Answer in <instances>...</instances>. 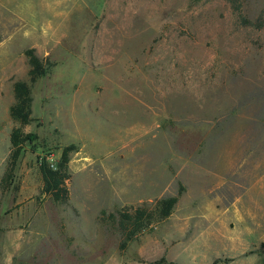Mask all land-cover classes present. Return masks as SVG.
Masks as SVG:
<instances>
[{
	"label": "rangeland",
	"instance_id": "rangeland-1",
	"mask_svg": "<svg viewBox=\"0 0 264 264\" xmlns=\"http://www.w3.org/2000/svg\"><path fill=\"white\" fill-rule=\"evenodd\" d=\"M239 3L0 0V180L11 130L36 136L0 190V238L40 252L11 264H264V0ZM27 49L46 70L31 84ZM65 147L58 203L38 167ZM167 197L166 218L121 236L118 213Z\"/></svg>",
	"mask_w": 264,
	"mask_h": 264
},
{
	"label": "trees",
	"instance_id": "trees-1",
	"mask_svg": "<svg viewBox=\"0 0 264 264\" xmlns=\"http://www.w3.org/2000/svg\"><path fill=\"white\" fill-rule=\"evenodd\" d=\"M227 2L232 11L239 13V0H224ZM240 17V16H239ZM27 65L28 83H34L38 78L42 77L46 70L41 61L34 54L33 49H27L23 52ZM13 104L9 108L10 118L17 122L19 126L28 124L30 118V90L29 85L22 81H15L12 84ZM36 138L33 133H22L19 128L11 130L9 135L10 152L7 157V167L3 177L0 180V190L6 189L11 172L21 150L22 143H30ZM69 147L62 149L58 162L52 168L44 160L38 167L40 178L42 181V192L48 194L54 202L63 203L67 198V190L65 188V180L67 179L66 165L68 162ZM176 202V197H167L160 199L151 209L147 206H141L124 210L117 214V229L125 240L132 239L136 234L145 230L152 222L160 221L166 218ZM161 258L157 264H163ZM170 264V263H167ZM213 264V263H212Z\"/></svg>",
	"mask_w": 264,
	"mask_h": 264
},
{
	"label": "crops",
	"instance_id": "crops-1",
	"mask_svg": "<svg viewBox=\"0 0 264 264\" xmlns=\"http://www.w3.org/2000/svg\"><path fill=\"white\" fill-rule=\"evenodd\" d=\"M7 241L8 244H5ZM30 241L24 240L23 235L16 233L13 238L6 234L0 238V264H11L12 258L17 257L19 254L29 249L31 253L40 252L39 248L32 247ZM29 246V248H28Z\"/></svg>",
	"mask_w": 264,
	"mask_h": 264
}]
</instances>
